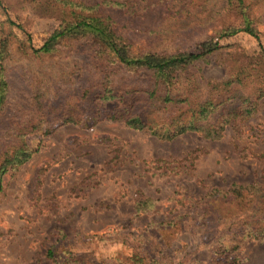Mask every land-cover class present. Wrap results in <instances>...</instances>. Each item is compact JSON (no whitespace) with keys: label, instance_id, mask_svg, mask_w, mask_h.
<instances>
[{"label":"rangeland","instance_id":"obj_1","mask_svg":"<svg viewBox=\"0 0 264 264\" xmlns=\"http://www.w3.org/2000/svg\"><path fill=\"white\" fill-rule=\"evenodd\" d=\"M0 1V39L10 42L1 59L9 82L0 114L2 154L12 145L15 118L36 123L32 91L53 95L62 76L74 90L90 57L85 39L63 41L51 54L23 53L20 46L41 47L60 21L36 0ZM127 1H136V53L213 48L182 78L186 87H195V79V92L210 94L241 67L250 78L264 74V0ZM247 26L258 40L244 31L223 36ZM110 76L145 79L148 71ZM117 106L103 103L96 121L44 123L18 141L31 154L2 175L0 264H213L216 249L236 256V264H264V239L251 237L252 226L245 225H264V96L245 119L223 124L228 115L212 112L205 127L223 125L215 139L197 131L160 138L106 118ZM232 184L260 195L243 211L221 204L219 221L201 225L209 194L225 195ZM138 200L147 208L137 210Z\"/></svg>","mask_w":264,"mask_h":264},{"label":"trees","instance_id":"obj_2","mask_svg":"<svg viewBox=\"0 0 264 264\" xmlns=\"http://www.w3.org/2000/svg\"><path fill=\"white\" fill-rule=\"evenodd\" d=\"M36 2L55 15L60 23L41 47L27 45L20 46L19 49L26 54H51L63 41L71 43L76 39H85L89 47L90 64L85 63L83 66L74 90L71 88L72 84L62 76V81L58 83L53 95H48L44 88L39 87L32 91L28 104L29 113L33 112L37 120L35 124L31 121L23 122L18 116L12 123L9 135L12 145L0 154V189L2 175L26 161L31 154L29 147L18 141L35 132L44 123H79L88 119L96 121L103 117L102 104L115 101L118 106L107 113L106 118L122 120L127 126L149 131L165 139L191 131L204 132L205 135L202 136L215 139L220 136L223 125L219 129L205 127L204 122L212 112L220 108L228 115L223 124L237 117L245 119L253 111L252 108L258 100L264 96V74H255L250 78L243 67L234 73V78L228 77L213 85L210 94L206 96L195 92L199 87L196 86L194 78L192 81L195 87H186L182 78L185 80L192 67L198 66V60L212 52V47L198 52L136 53L133 49L138 31L136 1ZM10 24L13 23L10 21ZM239 31L259 39L249 26L242 30H228L223 36H231ZM9 44L6 37L0 39V114L7 102L9 86L7 77L2 72L1 59L9 51ZM121 69L135 72L145 69L148 76L145 79H113L110 76V73L115 74ZM63 92H70L69 96ZM18 106L24 110L28 109L20 100ZM224 194L216 191L209 194L208 209L201 217V225L209 227L219 221L221 204L235 206L240 211L249 209L255 203L256 196L260 195V191L232 184ZM146 205L138 200L135 208L144 209ZM170 222H167L166 230L171 227ZM259 223H262V220L245 225L252 226L251 237L261 240L264 239V225ZM219 250L214 251L213 264H236V256L223 257ZM221 251L226 252L222 248ZM48 254L51 256V251Z\"/></svg>","mask_w":264,"mask_h":264}]
</instances>
